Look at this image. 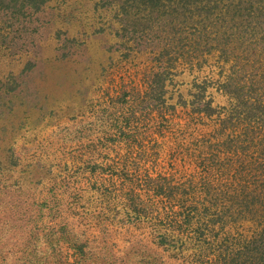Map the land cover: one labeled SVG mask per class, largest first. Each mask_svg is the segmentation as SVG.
I'll return each instance as SVG.
<instances>
[{
	"label": "rangeland",
	"instance_id": "1",
	"mask_svg": "<svg viewBox=\"0 0 264 264\" xmlns=\"http://www.w3.org/2000/svg\"><path fill=\"white\" fill-rule=\"evenodd\" d=\"M0 264H264V0H0Z\"/></svg>",
	"mask_w": 264,
	"mask_h": 264
}]
</instances>
